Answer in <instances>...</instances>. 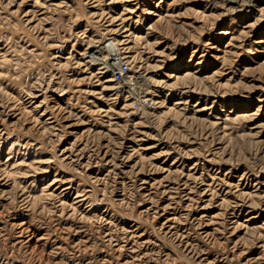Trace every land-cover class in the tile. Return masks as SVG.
Wrapping results in <instances>:
<instances>
[{
	"label": "rangeland",
	"instance_id": "rangeland-1",
	"mask_svg": "<svg viewBox=\"0 0 264 264\" xmlns=\"http://www.w3.org/2000/svg\"><path fill=\"white\" fill-rule=\"evenodd\" d=\"M0 264H264V0H0Z\"/></svg>",
	"mask_w": 264,
	"mask_h": 264
},
{
	"label": "bare ground",
	"instance_id": "bare-ground-1",
	"mask_svg": "<svg viewBox=\"0 0 264 264\" xmlns=\"http://www.w3.org/2000/svg\"><path fill=\"white\" fill-rule=\"evenodd\" d=\"M225 1H228V2H230V3H236L237 2V0H225ZM113 45V44H112ZM116 45H115V49H113L114 51L116 50ZM106 48V46L104 47H102V46H93V48H92V50H93V54L91 55V57L94 59V61H96V62H99L100 60H102V61H105L106 62V60H103V59H101L100 58V56H102V54H103V52H104V49ZM111 50V49H110ZM120 52H117V50L115 51V53H113V54H111V56L107 59V61H109L110 62V64H111V66H115L116 65V63L118 62V60L121 58L118 54H119ZM100 59V60H99ZM101 62V61H100ZM99 62V63H100ZM113 77V76H112ZM113 80H114V78H113ZM130 77L128 78V79H126V80H124L123 82H120V81H116V80H114V81H116L117 83H119V84H124L125 86H127V85H129V83H130ZM148 99V98H147ZM141 102V101H140ZM151 107V106H150Z\"/></svg>",
	"mask_w": 264,
	"mask_h": 264
},
{
	"label": "built area",
	"instance_id": "built-area-1",
	"mask_svg": "<svg viewBox=\"0 0 264 264\" xmlns=\"http://www.w3.org/2000/svg\"><path fill=\"white\" fill-rule=\"evenodd\" d=\"M131 66L129 61L124 56L121 57L116 63L115 67L112 69V76L114 80L123 82L130 76Z\"/></svg>",
	"mask_w": 264,
	"mask_h": 264
}]
</instances>
